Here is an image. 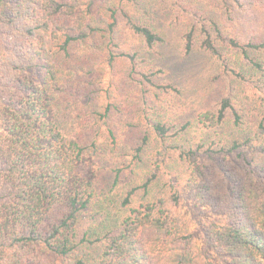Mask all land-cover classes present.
Instances as JSON below:
<instances>
[{
    "label": "trees",
    "instance_id": "trees-1",
    "mask_svg": "<svg viewBox=\"0 0 264 264\" xmlns=\"http://www.w3.org/2000/svg\"><path fill=\"white\" fill-rule=\"evenodd\" d=\"M151 1L0 0V264H264V0H154L227 77L196 106Z\"/></svg>",
    "mask_w": 264,
    "mask_h": 264
},
{
    "label": "rangeland",
    "instance_id": "rangeland-1",
    "mask_svg": "<svg viewBox=\"0 0 264 264\" xmlns=\"http://www.w3.org/2000/svg\"><path fill=\"white\" fill-rule=\"evenodd\" d=\"M159 3L160 1L154 0L150 2V8L152 10L150 16L155 29L164 33L165 36L164 45H162L157 52L151 54L154 59V64H156L158 68H164L166 70V73L161 74L159 77L161 80H170L181 86L186 95L191 96L190 102H192L194 106H196L197 103L202 102V104H208L218 99V94L222 95L229 91L227 77L220 74V76L216 78L218 69L215 63L202 52L196 51L190 56L179 53L181 45L179 30L182 29L180 25L182 20L178 26L173 23L170 25L168 23V18H170L174 9L170 5V2L165 3L167 9H164L163 4ZM182 15H184V12ZM247 29H249V27H245V30ZM114 77L115 76H111L108 68L104 65L101 79L104 88L107 87L109 79ZM111 100H113V98ZM230 160L233 161L230 157L226 156L225 161ZM203 162L210 161L205 159ZM131 175L130 173L127 176L130 177ZM125 180H128V178H123V181ZM122 185L123 184H120V187ZM183 190L186 194L187 190L185 184L183 185ZM180 202L178 210L189 222V226L194 233L197 243L202 246L204 241L202 236L203 231L205 232L208 223L213 219V214L195 200L181 199ZM215 257L218 258L219 255L217 256V254H215Z\"/></svg>",
    "mask_w": 264,
    "mask_h": 264
}]
</instances>
